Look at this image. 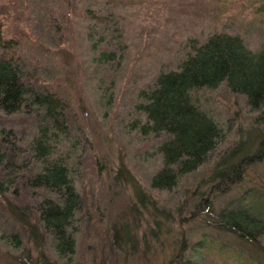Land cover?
I'll return each instance as SVG.
<instances>
[{
    "label": "rangeland",
    "instance_id": "obj_1",
    "mask_svg": "<svg viewBox=\"0 0 264 264\" xmlns=\"http://www.w3.org/2000/svg\"><path fill=\"white\" fill-rule=\"evenodd\" d=\"M0 18L4 38L11 40V45L0 44V56L12 55L26 82L47 85L69 103L71 130L61 148L69 152L81 197L72 222L76 245L71 259H60L47 237L49 259L57 264H169L185 236L188 247L179 264H264V233L255 245L208 223L228 205L250 207L264 216V158L227 191L214 194L205 221L180 224L178 218L182 200L208 177L222 150L240 138L254 146L264 135V104L251 109L245 96L224 82L193 90L192 97L225 136L171 188L150 185L163 164L157 148L162 136L142 135L129 125L141 117L135 108L138 90L152 84L159 71L177 67L190 50V39L202 41L222 30L238 33L248 47L259 49L264 44V0H0ZM33 115L29 110L0 112V145L12 143L15 136L24 147L35 132ZM136 181L168 213L159 227L132 208ZM11 188L10 195L32 211L36 199L51 193L27 186L23 179ZM122 225L133 233L131 241L111 244ZM12 229L22 234L27 247L22 227L0 205V234ZM22 246L14 248L0 237V264H21L17 257L26 255ZM29 252L37 256L35 249Z\"/></svg>",
    "mask_w": 264,
    "mask_h": 264
},
{
    "label": "trees",
    "instance_id": "obj_2",
    "mask_svg": "<svg viewBox=\"0 0 264 264\" xmlns=\"http://www.w3.org/2000/svg\"><path fill=\"white\" fill-rule=\"evenodd\" d=\"M3 23L0 18V44L8 46L11 40L3 36ZM190 40V50L177 67L159 71L152 84L138 90L135 108L141 117L129 123L142 135L162 136L157 148L163 164L150 178V185L156 188L173 187L180 175L203 163L225 136L223 127L192 97L193 90L214 88L224 82L231 91L242 93L251 109L264 104V44L255 50L238 33L222 30L212 31L202 41ZM22 110L34 114L35 132L26 137L24 147L15 136L12 143L0 145V205L20 224L29 244L23 247L22 234L13 229L1 232L0 237L14 248L25 249L26 255L17 257L21 264H57L45 251V239L51 238L57 258L71 259L76 245L72 222L81 202L69 152L61 148L62 140L68 139L71 130L69 103L47 85L26 82L18 61L12 55H1L0 112L12 114ZM263 158L264 135H258L254 146L253 141L236 139L216 156L208 177L198 181L184 197L179 223L205 221L204 213L214 207V194L227 191L231 184L246 176L253 162ZM21 179L27 186L51 192L36 199L34 211L10 195L11 186ZM134 191L137 200L132 201V208L145 212L159 227L161 218L168 213L137 181ZM208 223L218 230L250 239L255 245L264 233V216L250 207L225 206ZM150 230L158 236L154 229ZM131 234L122 225L111 244L131 241ZM199 242H204V238ZM187 247L183 236L169 264H179ZM27 248L35 249L37 256L31 257Z\"/></svg>",
    "mask_w": 264,
    "mask_h": 264
}]
</instances>
